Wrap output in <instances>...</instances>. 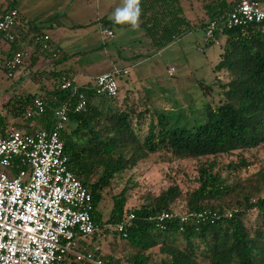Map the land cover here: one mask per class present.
I'll list each match as a JSON object with an SVG mask.
<instances>
[{
	"label": "trees",
	"instance_id": "obj_1",
	"mask_svg": "<svg viewBox=\"0 0 264 264\" xmlns=\"http://www.w3.org/2000/svg\"><path fill=\"white\" fill-rule=\"evenodd\" d=\"M50 1L61 8L70 0ZM212 1L206 5L209 22L203 24L205 31L212 21L223 26L239 0ZM23 2L25 0H0V16L17 9V26L22 21L30 25L31 40L35 41L38 33L45 32L35 21L28 20L22 10ZM133 11L139 13L141 27L156 49L170 45L195 25L187 17L181 0H135ZM104 23L113 27L115 21L105 19ZM216 32V36L223 33L224 42L215 72L227 74L229 80L220 84L224 96L221 103L216 106L208 103L203 116H195L193 120L187 119L185 114L172 115L155 109L148 97L143 104L127 99L120 101V92L117 96L98 93L91 83L79 86L87 104L76 111L78 96L62 89L64 79L72 76L55 69L65 57L61 53L54 57L52 51L41 47L44 56L54 60L55 68L35 74L39 79L45 72L48 78L53 77L52 88H44L38 94H14L7 101V115L0 110L2 129L14 124L32 131L34 124L51 128L55 122V108L70 103L69 120L61 137L69 168L92 194V214L97 223L103 221L99 205L106 192L124 172L135 168L149 154L164 152L174 159L199 160L196 185L187 192L173 184L159 195L147 194L132 208H128L129 188L113 197L114 205L105 223V232L118 237L126 246L123 251L127 264H264V173L248 179L238 173L239 168L249 165L245 152L264 146V21L231 29L223 26ZM0 38H4L2 32ZM11 43L12 51L18 38ZM35 97L44 99L47 110L27 117L26 112ZM9 116L20 122H10ZM237 151L239 164H228L230 170H238L236 182L230 183V175L223 174L221 161ZM180 198H184L186 206L179 212L212 209L221 214L230 211L232 216H222L215 222L189 223L183 230L178 221L167 222L166 228L161 229L150 219L164 211L176 210V201ZM251 210H257L260 218L250 226L245 218ZM129 212L135 213V219L127 236H123L113 225ZM97 234L82 240L85 250L99 247L94 245V241H100ZM89 238L91 243H88ZM155 248L164 254L159 262L153 260ZM112 249L109 257L101 247L97 254L104 260L108 257L105 264H114V261L120 264L121 257L114 247ZM73 263L88 264L81 261L66 264Z\"/></svg>",
	"mask_w": 264,
	"mask_h": 264
},
{
	"label": "rangeland",
	"instance_id": "obj_2",
	"mask_svg": "<svg viewBox=\"0 0 264 264\" xmlns=\"http://www.w3.org/2000/svg\"><path fill=\"white\" fill-rule=\"evenodd\" d=\"M212 2V0H181L187 17L195 25L191 31L162 49H156L152 45L150 36L141 27L140 15L137 26L115 22L114 37L106 38L102 34V29L107 27L104 23L105 18L114 20L117 12L130 18L136 15L132 11L133 0H75L68 7L50 8L48 16L53 17L51 21L35 22L54 37H58L61 31L63 32L64 35L57 38V42L64 48L61 56L67 58L57 64V68L62 71L74 69L77 73L78 85L91 80L93 82L92 77L99 73L116 68L128 69V73L119 78L120 101L127 99L130 102L143 104L148 101L144 100L145 97H148L155 109L172 115L185 114L187 119L193 120L195 116H203L208 103L213 106L221 103L224 96L220 84L229 80L227 74L219 75L215 72V66L223 51L224 35L220 32L217 39L210 40L203 27L204 23L209 22L206 5ZM57 12L59 16H56ZM222 27L220 26V30ZM3 44L10 46L11 42L5 40ZM40 55L43 62L37 67L40 68L39 70H49L45 66V61L51 67L54 60L45 57L43 52ZM2 56L3 51L0 46V57ZM27 62L24 61L13 77H8L4 70L0 71V96L7 93L18 94L20 91L25 93L36 91L34 94H38L44 88H52L53 77L48 78L45 72L39 79L35 74L36 70L30 66V59ZM171 68H174L172 73ZM82 70L87 71L88 74H84ZM22 76L26 81H22ZM133 81L139 82L142 87L134 86ZM8 100L4 99L0 104L4 115L8 112ZM9 120L12 123L20 122L12 116H9ZM34 126L39 127L36 124ZM238 153L237 151L224 156L221 161L224 165L223 174L230 175V183L236 182L235 173L238 170H230L228 164L231 162L239 164ZM171 156L164 152L149 154L135 168L127 170L115 181L99 205L103 221L98 223L97 237L100 241H94V245L101 247L104 253H108V257L114 247L117 255L121 257L120 264H127L125 250L123 251L126 246L118 237L105 232V223L114 205L113 197L120 194L124 188H129L128 208H132L138 206L147 194L159 195L173 184L179 185L185 192L196 185L199 160L174 159ZM245 156L249 165L239 168L238 172L243 179L256 178L259 172L264 173V146L246 151ZM248 186L253 193L252 186L250 184ZM185 206L186 201L180 198L176 201L175 209L179 211ZM259 218V212L251 210L245 220L251 226L258 223ZM90 238L89 242H92ZM153 253V260L156 262L164 257L158 248L153 249ZM108 257L105 258V262ZM72 261L77 262L73 259ZM114 264L117 262L114 261Z\"/></svg>",
	"mask_w": 264,
	"mask_h": 264
},
{
	"label": "built area",
	"instance_id": "obj_3",
	"mask_svg": "<svg viewBox=\"0 0 264 264\" xmlns=\"http://www.w3.org/2000/svg\"><path fill=\"white\" fill-rule=\"evenodd\" d=\"M18 10L12 9L0 16V32L5 40L17 38ZM264 21V3L260 0H239L229 12L223 26L231 29L245 27ZM220 28L212 21L206 28L210 40L217 39ZM106 38L114 37L109 27L102 29ZM36 43L42 50H50L58 57L60 50L53 46L48 33H38ZM218 42V40H216ZM25 61L23 50H14L4 60L0 58V71L13 77ZM174 68L170 69L172 73ZM128 69H114L98 75L95 88L98 93L117 96L120 92L119 78ZM62 89L71 90L78 96L76 111L87 104L84 93L74 78H65ZM70 103L55 108V122L51 128L33 127L32 131L9 124L0 127V264H66L73 257L75 261L88 264H105L95 250H85L80 238L95 234L99 225L95 221L93 197L88 188L69 168L61 132L69 120ZM46 102L35 97L27 117L43 114ZM222 216H232L228 211L205 209L199 212L182 213L176 210L164 211L150 217L161 229L167 222L178 221L181 230L189 223L215 222ZM135 213L113 225L123 236H127ZM111 228V225H106Z\"/></svg>",
	"mask_w": 264,
	"mask_h": 264
},
{
	"label": "crops",
	"instance_id": "obj_4",
	"mask_svg": "<svg viewBox=\"0 0 264 264\" xmlns=\"http://www.w3.org/2000/svg\"><path fill=\"white\" fill-rule=\"evenodd\" d=\"M74 1L75 0H70L69 2L64 4V6L68 7V6L72 5ZM133 4H134L133 5V8H134L135 0H133ZM53 6L55 7V3H54V1H50V0H25V3L23 2L22 10H23V13L26 14V16H27V18H28V20L30 22L31 21H38V20L43 21V22H45V20H46L48 22V21L52 20L51 18H53L51 16L50 17L48 16L49 13H50L49 12L50 8H54ZM132 11H133V9H132ZM54 14H55V12H54ZM58 14L59 13L57 12L56 16L60 15V14L59 15ZM105 19H107V18H105ZM24 22L25 21H22L16 27V32L18 34L17 35L18 36L17 37L18 38V43H17V46L14 49H12V51H11V48H12L13 44L11 43L10 46H7V45L5 46V44H3V42H5V39L4 38H0V46H1V50L3 51V56L0 57V58L4 60L14 50H23L25 52V63H28L27 60L30 59V62H31L30 66H32L33 70L35 69L36 72H38V71H40L39 70L40 68H38L37 66L43 62V58L40 55L42 51L40 49V46L36 43V41H32L31 40L33 34L30 31V27H29L30 25H26ZM107 27H109L112 30H114V26L113 27L107 26ZM44 32L48 33L51 36L52 42H53V46L55 48L59 49L60 53H63L64 48L57 42V38H60V37H62L64 35L63 32L61 31V34L58 37H54L53 34L50 33L49 31L44 30ZM114 33H115V30H114ZM66 58L67 57H65V59ZM45 64H46L45 65L46 68L47 69L49 68V70H52V69L55 68L53 65H52L53 67L52 66L50 67V65L47 64L46 61H45ZM55 69L57 70L58 68H55ZM42 70H44V69H42ZM63 71L64 72H69L71 74L72 78H74L76 80V83H77V77H76L77 73H76V71L74 69H65ZM110 71H112V70H110ZM81 72H83L86 75L88 74V72L84 71V70H82ZM106 72H108V71H106ZM103 73H105V72H103ZM100 74H102V73H99V74H97V75L92 77L93 80H94L93 82H92V80L91 81H87V82H85L83 84H80L79 86L84 85V84H88V83H91V84L95 85V79ZM21 79H22V81H26V78L23 77V76L21 77ZM124 79H126V78H124ZM133 82H134V86L142 87L139 82H136V81H133ZM128 83H129V81H128ZM142 90H143V88H142ZM19 93L20 94H25V95L34 94L33 92L32 93L31 92L25 93V92H21V91ZM12 95H14V93H7L4 96H0V104L2 103V100L10 99ZM143 96H145V91L143 93ZM146 99H147V97H145L144 100H146ZM83 239H86V238H80L81 246L83 245V241H82ZM88 241H89V239H88ZM88 243H91V242H88ZM72 259H73V257L68 259V262H70Z\"/></svg>",
	"mask_w": 264,
	"mask_h": 264
},
{
	"label": "clouds",
	"instance_id": "obj_5",
	"mask_svg": "<svg viewBox=\"0 0 264 264\" xmlns=\"http://www.w3.org/2000/svg\"><path fill=\"white\" fill-rule=\"evenodd\" d=\"M139 13L137 12L136 15L132 16L131 18L123 13L117 12L114 16V21L117 23H131L133 27L137 26Z\"/></svg>",
	"mask_w": 264,
	"mask_h": 264
}]
</instances>
